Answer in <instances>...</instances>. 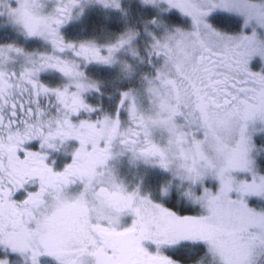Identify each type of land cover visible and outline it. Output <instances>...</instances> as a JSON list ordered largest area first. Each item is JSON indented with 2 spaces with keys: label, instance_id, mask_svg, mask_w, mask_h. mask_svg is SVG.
<instances>
[{
  "label": "snow or ice",
  "instance_id": "obj_1",
  "mask_svg": "<svg viewBox=\"0 0 264 264\" xmlns=\"http://www.w3.org/2000/svg\"><path fill=\"white\" fill-rule=\"evenodd\" d=\"M0 264H264V0H0Z\"/></svg>",
  "mask_w": 264,
  "mask_h": 264
}]
</instances>
